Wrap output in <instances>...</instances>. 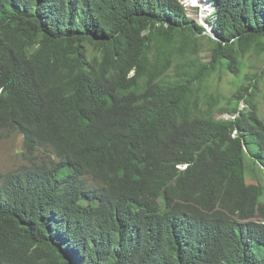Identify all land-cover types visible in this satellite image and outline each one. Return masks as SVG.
<instances>
[{
  "label": "trees",
  "instance_id": "16d2710c",
  "mask_svg": "<svg viewBox=\"0 0 264 264\" xmlns=\"http://www.w3.org/2000/svg\"><path fill=\"white\" fill-rule=\"evenodd\" d=\"M209 1L220 39L182 0H0V136L25 160L0 264H264V66L202 90L264 55V0Z\"/></svg>",
  "mask_w": 264,
  "mask_h": 264
},
{
  "label": "rangeland",
  "instance_id": "374dc122",
  "mask_svg": "<svg viewBox=\"0 0 264 264\" xmlns=\"http://www.w3.org/2000/svg\"><path fill=\"white\" fill-rule=\"evenodd\" d=\"M202 2V7L196 5V0H182V3L185 5L188 14L195 21L202 24L207 28V34H211L208 30V27H211L210 24L212 19L215 20V10L214 5L210 4L208 0H197ZM213 25V24H212ZM206 41L205 38H203ZM209 53L208 50H203L202 55L207 57ZM246 65L240 77H234L232 73L228 72L224 68L218 70L213 76H211L204 84L202 85V90L210 94H215L220 96L221 101H225V97H230L232 93L237 88V83L244 80L245 73H254L258 70H261L264 66V55L258 56L256 53H252L246 58ZM261 92L257 95V103L259 114L264 117V83L260 84ZM245 105L244 101L241 102V107ZM219 117L229 118L231 117L230 113L217 114ZM24 143L23 137L20 134H13L9 138H4L0 136V171L8 172L13 169L18 168L23 164L24 156ZM254 162L248 160V169H247V183L251 190H256V186L259 184V180L262 179L264 183V175L259 170Z\"/></svg>",
  "mask_w": 264,
  "mask_h": 264
},
{
  "label": "water",
  "instance_id": "95a60500",
  "mask_svg": "<svg viewBox=\"0 0 264 264\" xmlns=\"http://www.w3.org/2000/svg\"><path fill=\"white\" fill-rule=\"evenodd\" d=\"M211 27H208V30L211 32V34H209L210 36H212L215 39H220L217 35V33L213 30V25L210 24ZM206 32H207V28H206Z\"/></svg>",
  "mask_w": 264,
  "mask_h": 264
},
{
  "label": "clouds",
  "instance_id": "9594fccd",
  "mask_svg": "<svg viewBox=\"0 0 264 264\" xmlns=\"http://www.w3.org/2000/svg\"><path fill=\"white\" fill-rule=\"evenodd\" d=\"M209 1V0H208ZM209 3H210V1H209ZM211 4V3H210ZM196 5L197 6H199V7H202V3H200V2H198L197 0H196ZM5 138V137H4ZM2 173H4V172H2V171H0V175H2Z\"/></svg>",
  "mask_w": 264,
  "mask_h": 264
},
{
  "label": "bare ground",
  "instance_id": "6f19581e",
  "mask_svg": "<svg viewBox=\"0 0 264 264\" xmlns=\"http://www.w3.org/2000/svg\"><path fill=\"white\" fill-rule=\"evenodd\" d=\"M200 1V0H199ZM203 2H204V0H203ZM200 3H202L201 1H200ZM203 4V3H202Z\"/></svg>",
  "mask_w": 264,
  "mask_h": 264
}]
</instances>
